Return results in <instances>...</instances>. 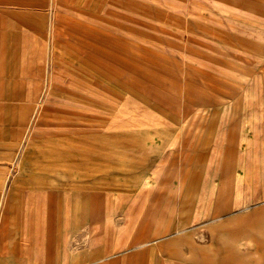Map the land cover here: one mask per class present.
Masks as SVG:
<instances>
[{
  "label": "crops",
  "instance_id": "0c3cea01",
  "mask_svg": "<svg viewBox=\"0 0 264 264\" xmlns=\"http://www.w3.org/2000/svg\"><path fill=\"white\" fill-rule=\"evenodd\" d=\"M71 1L0 0V264L128 263L122 247L149 239L171 244L178 231H196L212 245L225 229L249 228L260 207L245 208L264 200V0H185L171 26L169 53L190 56L192 69L262 72L238 95L184 91L168 108L178 124L200 119L196 192L194 171L179 173L157 146L138 139L116 150L139 153L135 163L114 162L111 145L105 159H66L34 123L60 53L58 11L82 7Z\"/></svg>",
  "mask_w": 264,
  "mask_h": 264
},
{
  "label": "rangeland",
  "instance_id": "374dc122",
  "mask_svg": "<svg viewBox=\"0 0 264 264\" xmlns=\"http://www.w3.org/2000/svg\"><path fill=\"white\" fill-rule=\"evenodd\" d=\"M80 3L82 7H75L79 12L67 7L58 11L66 22L57 41L60 53L53 59L50 84L42 88L44 115L36 118L34 114V123L47 132L50 146L64 147L66 159H105V149L111 145L114 162L122 157L135 163L141 159L139 153L116 150L138 139L149 144L146 149L150 144L157 146L179 173L194 171L196 192L197 172L206 154V143L199 151L194 143L200 119L178 124L168 108L184 91L192 96L201 90L238 95L248 78L262 72L194 70L190 56L169 53L166 41L173 35L171 26L178 24L175 15L187 13L185 0ZM257 9L264 12V6ZM37 89L34 86L30 93ZM203 106L196 103L192 110ZM117 174L115 169L113 185L121 186ZM97 202L98 209L104 208L105 199ZM255 207L260 208L249 228L229 235L225 229L215 244L203 233L178 231L171 244L162 240L155 245L149 239L139 246L122 247L118 252L128 263L114 264H264V200L245 209Z\"/></svg>",
  "mask_w": 264,
  "mask_h": 264
}]
</instances>
